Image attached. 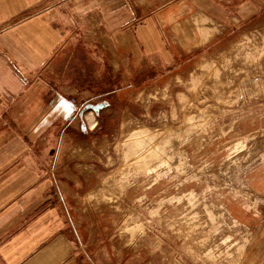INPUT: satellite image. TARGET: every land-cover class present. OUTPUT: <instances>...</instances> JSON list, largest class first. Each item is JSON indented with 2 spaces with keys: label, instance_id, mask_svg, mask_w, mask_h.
<instances>
[{
  "label": "rangeland",
  "instance_id": "374dc122",
  "mask_svg": "<svg viewBox=\"0 0 264 264\" xmlns=\"http://www.w3.org/2000/svg\"><path fill=\"white\" fill-rule=\"evenodd\" d=\"M193 23L183 36L159 32L169 67L137 54L144 66L123 70L103 116L86 117L107 132L75 151L91 178L84 264H264L260 236L243 225L260 228L264 214L235 211L264 204L250 181L264 170V16ZM84 50L53 74L73 72L98 97L112 56L99 55V67Z\"/></svg>",
  "mask_w": 264,
  "mask_h": 264
},
{
  "label": "crops",
  "instance_id": "0c3cea01",
  "mask_svg": "<svg viewBox=\"0 0 264 264\" xmlns=\"http://www.w3.org/2000/svg\"><path fill=\"white\" fill-rule=\"evenodd\" d=\"M261 13L264 0H0V264H84L91 178L75 151L107 132L99 122L90 127L87 115L103 116L107 98L124 84L123 70L144 66L137 54L148 65L154 55L173 63L159 32H195L200 14L230 24ZM84 49L98 54L99 67V55L112 56L100 78L109 89L97 99L73 72L53 74ZM262 171L250 181L262 184L253 192L264 200ZM245 204L235 211L264 214V204ZM243 225L257 231L255 253L262 254L264 217L257 230Z\"/></svg>",
  "mask_w": 264,
  "mask_h": 264
}]
</instances>
